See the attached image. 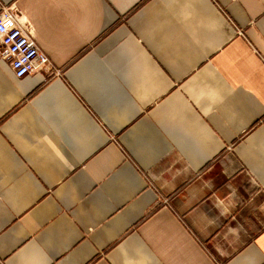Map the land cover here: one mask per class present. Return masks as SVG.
Returning a JSON list of instances; mask_svg holds the SVG:
<instances>
[{"label": "crops", "instance_id": "obj_1", "mask_svg": "<svg viewBox=\"0 0 264 264\" xmlns=\"http://www.w3.org/2000/svg\"><path fill=\"white\" fill-rule=\"evenodd\" d=\"M2 5L0 264H264V0Z\"/></svg>", "mask_w": 264, "mask_h": 264}, {"label": "built area", "instance_id": "obj_2", "mask_svg": "<svg viewBox=\"0 0 264 264\" xmlns=\"http://www.w3.org/2000/svg\"><path fill=\"white\" fill-rule=\"evenodd\" d=\"M1 59L8 62L16 78L34 75L46 80L47 72L54 69L47 55L36 44L29 25L13 5H2L0 9Z\"/></svg>", "mask_w": 264, "mask_h": 264}]
</instances>
